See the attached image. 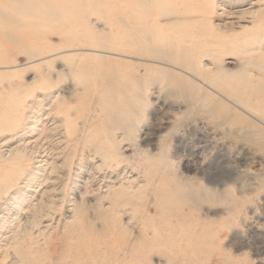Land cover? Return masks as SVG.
Wrapping results in <instances>:
<instances>
[{
	"label": "rangeland",
	"instance_id": "obj_1",
	"mask_svg": "<svg viewBox=\"0 0 264 264\" xmlns=\"http://www.w3.org/2000/svg\"><path fill=\"white\" fill-rule=\"evenodd\" d=\"M25 1L64 19L0 0V264H264V0Z\"/></svg>",
	"mask_w": 264,
	"mask_h": 264
},
{
	"label": "bare ground",
	"instance_id": "obj_2",
	"mask_svg": "<svg viewBox=\"0 0 264 264\" xmlns=\"http://www.w3.org/2000/svg\"><path fill=\"white\" fill-rule=\"evenodd\" d=\"M3 1H4V3H6L5 0H3ZM11 4H13V5H11ZM11 4H7V5L10 6V8H12V7L17 8L18 11L20 13H22L21 14L22 17L28 16L27 18L31 17V18H35L37 20H40L41 22L39 23V26H41L42 28L50 27V25L55 24V23H59V22L62 23V20L64 19L60 13L56 12L55 9L49 7L46 4H42V3L36 4L34 2L28 3L25 0H18V2L11 3ZM24 5H27V7H23ZM22 22H23L22 19H20L18 17L15 18V16H10V14L8 12H6V10H4L0 7V23H2L3 25H17L19 27H22L23 26ZM70 28H71L72 32L75 33L74 29H72L73 27H70ZM3 35H9L8 37L12 38V35L7 33V31H5V29H2V30L0 29V38L1 39H2L1 36H3Z\"/></svg>",
	"mask_w": 264,
	"mask_h": 264
}]
</instances>
